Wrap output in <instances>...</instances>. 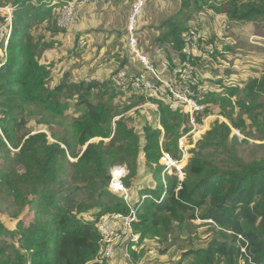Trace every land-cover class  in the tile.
<instances>
[{"label":"trees","instance_id":"obj_1","mask_svg":"<svg viewBox=\"0 0 264 264\" xmlns=\"http://www.w3.org/2000/svg\"><path fill=\"white\" fill-rule=\"evenodd\" d=\"M63 2L0 0L17 6L8 60L0 67V206L14 208L16 219L24 212L33 217L29 223L19 219L14 229L0 220V264H108L98 254L97 222L104 214H128L133 207L137 245L166 240L190 228L197 217L215 229L205 245L182 249L177 264H264V157H239L240 138H231L234 127L246 136L244 142L264 139V65L244 86L219 78L213 82L224 94L209 87L202 91L205 108L199 121L217 105L230 124L210 123L191 152L184 180L169 176L165 188L161 138L164 150L176 156L188 116L178 106L144 96L128 99L119 111L113 101L121 93L109 80L64 79L50 88L53 65L42 62L32 29L44 22L56 25ZM193 7V13L225 16L251 36H258L255 23L264 29V0H181L175 16L161 23L167 29L157 38L180 56ZM167 60L172 66V55ZM71 100L78 115L70 113ZM147 101L158 107L162 129L145 121L139 133L133 113L141 107L127 112ZM30 116L45 128L27 127ZM211 148L229 153L228 162L213 161L207 154ZM115 163L128 166V177H136L141 165L154 175L156 185L145 188L142 194L148 196L133 207L108 188ZM128 177L126 187L131 185ZM129 251L136 263L139 253L133 245Z\"/></svg>","mask_w":264,"mask_h":264},{"label":"rangeland","instance_id":"obj_2","mask_svg":"<svg viewBox=\"0 0 264 264\" xmlns=\"http://www.w3.org/2000/svg\"><path fill=\"white\" fill-rule=\"evenodd\" d=\"M166 1L167 4L164 6V8L159 7L158 5H156V7L154 8V11L152 13H154L153 15L155 16V18L158 19L160 17H163L162 20H165L168 16L174 17L175 13L180 9L181 0ZM129 2H132V0L121 1V3L125 5ZM148 2L149 0L145 1V9L143 12L142 19L149 15L147 14L146 10ZM130 6L131 3L129 7ZM194 9L197 8L193 7L189 10V12L193 13ZM175 18L177 19L179 18V16ZM142 19L138 21L137 41H139V47L137 46V48H139L144 53H146L144 50H149L150 52L146 53L147 57L150 60L155 61L156 64H158L161 58L168 59V55L173 54L170 45L164 44L163 47H165L162 49L159 48L160 43L158 41H155V43L153 42L154 39L156 40V38H158L167 29V26L161 27L160 23L155 22L151 23L150 25H146L145 20L142 21ZM142 24L143 28L141 27ZM190 24L195 25L202 31L208 30V37L210 41L213 42L215 45L214 55L207 57L206 60L198 66V72L196 74V77L199 81H204L202 82L204 86H209V88L214 90H220L219 87L213 82L214 80H218L219 78H221L220 80H223L227 83L233 82L239 86H244V83L248 78L257 76L259 74V70L264 65V41L258 38H253V36H251L250 38V35L245 33V31L243 30L242 25L238 26L235 23L230 22L227 17L217 16L207 10L195 11L193 13V19L191 20ZM57 27V24L55 25L50 22H44L34 25L32 29L35 39L38 40L40 44L41 60L43 59L42 57L47 49L57 50L54 53V58L51 60V62L55 67L54 70L59 69V73L53 74L52 80L49 83V87L52 88L55 85L54 83H58V79L60 82L64 80L59 78L58 75L65 74V70L67 69H73V65H78L77 69L81 70H79V74L76 76L78 79H80L79 81H81L83 78L84 70L86 71L87 78L91 79L93 76H95V72H92L91 70V68L93 69L94 66L91 67V63H89L88 65L81 63V59L84 54L83 50H85L86 48L85 43L87 37H79V35L76 36L75 34L71 40L68 35L69 31L62 30L61 32V30H59V27ZM141 32L145 34L144 37L140 36ZM88 33L90 34L91 32L89 31ZM155 34H159L158 37H156ZM81 38L84 41L82 47H79L78 42ZM143 38H147V40ZM149 38H152V40ZM117 44L120 45L121 50L125 51V56H127L129 60L131 58H134L130 49L128 50L126 37H120L119 39H117ZM251 46L260 47L261 49L256 50L253 49ZM42 48H44V50ZM72 57L76 59L71 60ZM135 60L136 59L134 58V61ZM68 61H70V65L68 64ZM121 61L122 60L119 59V62L121 64H119L118 68L114 71L123 68V62ZM66 79L67 78H65V80ZM70 82L75 81L70 80ZM220 92L224 94V90H220ZM137 96L138 95L128 96L125 94H121L117 97L115 96L113 103L117 106V109L121 111V109L126 105V101L128 99ZM151 104L154 103L151 101H147L142 104V106H138L127 112L129 114L131 111H134V109H138L139 107H141L138 111L133 113L134 123L137 126L139 133L142 132L145 121L149 122L150 124H153L154 126L161 127L162 129V126L159 124L158 110H156ZM73 105L74 101L71 100L69 102V106L71 107L70 110H72ZM217 109V105L213 106V112L206 116H203V119L205 117L206 118L202 120V122L199 121L200 125H204L206 122L212 124L213 122H215V120H220L229 123V121L224 116L218 114ZM70 113L76 114L75 111ZM27 127L31 128V130L33 131H36L40 128H43L44 126L36 122V117L30 116V118L28 119ZM59 130L62 129L60 128ZM208 130L209 128L206 129L205 132L201 133L202 138ZM237 132L240 133V135H238L240 138V142L237 146L239 157L244 158L246 161H251L253 159H259L264 157V139L259 140L254 137H248L249 142H244L243 139L246 138V136L240 130L234 127H232L231 138L234 135H237ZM98 140L99 138L95 139V141ZM161 141L163 142V138H161ZM207 154H210V158L213 161L223 165L224 163L228 162L230 158L229 153L214 150L212 148L207 151ZM3 162L4 158H0V167L3 166ZM140 170V176L137 175L136 177H128L130 183L135 184L137 182L136 188L138 192L143 191L146 186H149L153 175V173L151 174V171L148 168L145 169L144 167H142ZM13 213L14 208H6L5 205H3L2 207L0 206V220L11 229L16 228L19 219L24 220L25 223H29L33 218L30 213L24 212L20 214L19 219H16ZM85 215L86 218H90V213ZM199 220L200 218H197L196 221L190 226V228L182 231L181 233L176 232L166 240L146 239L142 242V244L136 245L135 249L140 255L136 264H177L181 257L182 249L190 246L205 245L211 238L215 236L216 233L215 229H213L211 225Z\"/></svg>","mask_w":264,"mask_h":264},{"label":"built area","instance_id":"obj_3","mask_svg":"<svg viewBox=\"0 0 264 264\" xmlns=\"http://www.w3.org/2000/svg\"><path fill=\"white\" fill-rule=\"evenodd\" d=\"M100 1L114 2L116 0H64L56 20L57 26L60 29L71 28L79 20V9L82 5ZM145 1L135 0L127 25L128 47L140 67L135 71L131 66H124L116 70L110 76L109 81L121 94L157 98L174 107H180L188 116V131L178 138L176 156L164 150L161 141L163 149L159 162L163 166L161 178L166 188L169 176L175 175L180 181L184 180L190 152L203 139L201 133L209 128V122L200 125L198 119V114L203 113L205 108L204 103L200 101L201 93L209 86L200 84L196 74L198 66L207 57L214 55L215 45L210 41L206 32L190 24L182 36L181 56L178 53L172 54V66L164 58L156 64L155 61L147 57L146 53L137 48V46L139 47V41H137L138 21L142 19ZM16 8L17 6L13 3L0 4V16L3 18L0 23V67L8 60V44L13 33ZM253 38H258V36H253ZM78 45L82 47V40L78 42ZM151 105L158 110L155 103ZM236 134L240 135L239 132ZM110 173L109 190L113 194L123 196L127 203L133 207L135 204L125 185V179L130 174L128 166L124 163H115L111 167ZM147 196L142 195L141 200ZM137 220L135 207L131 208L128 214L110 212L101 216L97 222V228L101 234L99 256L110 260L114 257L115 249L122 245L124 255L133 262L129 246L130 244L135 245L139 241L140 235L133 228Z\"/></svg>","mask_w":264,"mask_h":264},{"label":"crops","instance_id":"obj_4","mask_svg":"<svg viewBox=\"0 0 264 264\" xmlns=\"http://www.w3.org/2000/svg\"><path fill=\"white\" fill-rule=\"evenodd\" d=\"M122 0H116L114 2H103L100 1L98 3H93V4H86L82 5L79 9V20L76 25L72 26L69 29H60L61 32L62 30L69 31L68 35L69 38L72 40V37L76 34V36L79 35V37H87L86 43H85V50H83V57L81 59V63L88 65L91 63V67L94 66V68L91 70L92 72H95L94 75L91 79H97L99 81H105L109 80L110 76L115 72L114 70L118 68L119 64V59H121L124 64L126 61L127 63L125 64V67H132L133 70H137L139 67V62L137 60L134 61V58H129L126 55L124 50H121V47L119 44H117V39L120 37H126V42L128 45V37H127V24H128V19L130 12L132 10V2H129L128 4H122ZM131 3V6L129 7ZM167 4L166 0H149L148 5H147V14H149L147 17L142 19V21L145 20L146 25H150L151 23H162L164 20L163 17L160 18H155L152 13L154 11V8L156 5L159 7L164 8V6ZM152 8V9H151ZM213 13V12H212ZM216 15V14H215ZM218 16V15H217ZM171 16H168L169 18ZM221 17V16H220ZM166 18V19H167ZM145 26V25H144ZM203 26V25H202ZM257 34L260 37H263V33L261 30L264 32L263 28H260V24H254ZM143 28V24L141 25ZM146 27V26H145ZM58 28V27H57ZM125 30V31H123ZM243 30L245 33L249 34L250 37L253 35L252 33H249L246 29V27L243 26ZM91 32L90 34L88 32ZM148 31V30H147ZM208 34V30H204ZM156 37H158L159 34H155ZM140 36L144 37L145 34L141 32ZM209 36V34H208ZM118 37V38H117ZM146 39L147 38H143ZM152 40V38H149ZM82 42L84 41L82 38L80 39ZM141 40V39H140ZM157 41L154 39L153 42L155 43ZM158 43V42H157ZM164 44H159V48H164ZM77 47V46H76ZM128 47V46H127ZM253 49L259 50L261 49L260 47H253ZM79 48V47H78ZM170 49V48H169ZM250 49V48H249ZM78 50V49H77ZM129 50V47H128ZM144 50V49H143ZM263 50V49H262ZM56 49H51V50H46L42 62L44 63H52L51 60L54 58V53L56 52ZM146 53H149V50H144ZM80 52V51H79ZM262 54V53H260ZM161 55V54H158ZM132 56V55H131ZM76 59V58H71ZM162 59V58H161ZM156 60V59H154ZM264 61V59H263ZM72 62V61H71ZM68 64L70 65V61H68ZM53 65V64H52ZM78 65H73V69H67L65 70V74L58 75L59 78L65 79L67 78L69 81L73 80L75 82H80L76 76L79 74V70L77 69ZM53 74L54 73H59V69L54 70V65H53ZM263 68V66H262ZM261 68V69H262ZM57 70V71H56ZM56 71V72H55ZM81 71V70H80ZM69 73V75H68ZM84 78V79H83ZM83 78L82 80H88L86 75V71H83ZM107 78V79H106ZM81 80V81H82ZM58 83H60L59 79L57 80ZM63 81V80H62ZM54 82V81H53ZM58 83H54L55 85ZM75 103V102H74ZM74 106V105H73ZM157 110V109H156ZM75 111V109L72 107V110L70 112ZM76 112V111H75ZM75 114V113H74ZM79 113H76L75 115H78ZM145 167V165H141V168ZM140 168V169H141ZM139 169V174H141V170ZM152 174V173H151ZM137 182L131 183L130 187L128 188L129 195L131 196L132 201L135 203L139 199H141L142 191L138 192L136 188ZM156 185V180L154 178V175H152V180L149 183V186H146L145 188H151ZM145 189H143L144 191ZM132 244H130L131 246ZM137 244L133 245V248L136 247ZM129 246V247H130ZM117 255V256H116ZM129 259L126 258L124 255V247L119 246L117 250L115 249L114 257L108 260V264H132ZM136 264V263H133Z\"/></svg>","mask_w":264,"mask_h":264}]
</instances>
